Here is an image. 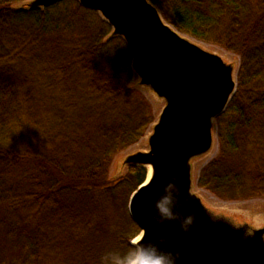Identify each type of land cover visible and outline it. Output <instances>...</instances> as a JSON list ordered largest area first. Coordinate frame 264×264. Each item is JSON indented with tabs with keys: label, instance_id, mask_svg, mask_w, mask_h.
I'll return each instance as SVG.
<instances>
[{
	"label": "trees",
	"instance_id": "obj_1",
	"mask_svg": "<svg viewBox=\"0 0 264 264\" xmlns=\"http://www.w3.org/2000/svg\"><path fill=\"white\" fill-rule=\"evenodd\" d=\"M23 1L0 0V264L126 255L140 231L128 200L146 169L126 165L113 181L107 172L154 123L152 104L97 11ZM150 1L180 33L239 57L197 186L222 201L264 199V0Z\"/></svg>",
	"mask_w": 264,
	"mask_h": 264
},
{
	"label": "water",
	"instance_id": "obj_2",
	"mask_svg": "<svg viewBox=\"0 0 264 264\" xmlns=\"http://www.w3.org/2000/svg\"><path fill=\"white\" fill-rule=\"evenodd\" d=\"M60 1L30 0L28 8ZM78 1L97 11L113 36L123 38L139 85L166 101L148 136V150L124 160L151 169L128 203L143 242L163 237L162 247L179 252L178 264H264V226L251 228L215 215L191 190V161L212 147L214 122L236 89L234 66L181 35L150 0ZM172 182L178 189L172 193L176 210L195 215L188 232L178 222H158L155 203Z\"/></svg>",
	"mask_w": 264,
	"mask_h": 264
},
{
	"label": "rangeland",
	"instance_id": "obj_3",
	"mask_svg": "<svg viewBox=\"0 0 264 264\" xmlns=\"http://www.w3.org/2000/svg\"><path fill=\"white\" fill-rule=\"evenodd\" d=\"M29 2L30 1H23V2L17 3L16 5L18 7H20V6L28 7ZM157 9H158V7H157ZM158 11H159V9H158ZM159 13H160V11H159ZM160 15H161V13H160ZM161 17H162V15H161ZM180 34L183 35L185 38L189 39L190 41L198 44L203 49L219 55L225 62L232 64L234 66V78L236 79L237 68H238V64H239V57L237 55H235L229 51H226L223 48H220L218 46L206 44V43L200 42L196 39H193L187 35H184L182 33H180ZM139 80H140L139 77L135 74L131 83L137 85L138 89L146 96V98H148V100L152 104L153 112L155 114V120H154V123H155L159 117L161 110L165 106L166 101L162 98L157 97L149 87L139 85ZM153 124L150 126V128L147 130L146 134L138 142L131 145L129 148L117 153L112 158L110 165H109V168H108V172H107V180L108 181H113V180H116L119 177L123 176V174L127 168L126 165L124 164V160L126 159V157L128 155L133 154V153L138 152V151H147L148 150V148H149L148 136L152 132ZM217 149H218V143H217V135H216V124L214 122L213 143H212L211 149L207 153H205L199 157H196V158L192 159V161H191V166H192V169H191V179H192L191 180V183H192L191 190H192V192L194 194H196L201 199V201L203 202L205 207H207V209L210 210L215 215L225 216L236 224L247 223L251 228L263 227L264 226V199L263 198H253V199L244 200V201H222V200H219L216 197H214L208 191L201 189L200 187L197 186V175H198L199 170L201 169V167L203 165H205L209 160H211L216 155ZM145 169H146V178H147L149 176L148 175V166L145 167ZM129 199H130V197H129ZM128 203H129V200H128ZM139 233H140V231H139Z\"/></svg>",
	"mask_w": 264,
	"mask_h": 264
},
{
	"label": "clouds",
	"instance_id": "obj_4",
	"mask_svg": "<svg viewBox=\"0 0 264 264\" xmlns=\"http://www.w3.org/2000/svg\"><path fill=\"white\" fill-rule=\"evenodd\" d=\"M174 191H178L176 184L169 183L165 187L166 195L156 201L158 222H178L180 230L188 232L195 222V215H185L176 210V201L172 194ZM143 241V233L135 235L132 239V246L126 255L120 256L112 252H105L100 257V264H109V262L110 264H178L179 252L162 247L161 245L166 243L163 237L159 242Z\"/></svg>",
	"mask_w": 264,
	"mask_h": 264
},
{
	"label": "bare ground",
	"instance_id": "obj_5",
	"mask_svg": "<svg viewBox=\"0 0 264 264\" xmlns=\"http://www.w3.org/2000/svg\"><path fill=\"white\" fill-rule=\"evenodd\" d=\"M150 171H151L150 166H148V175L150 174Z\"/></svg>",
	"mask_w": 264,
	"mask_h": 264
}]
</instances>
